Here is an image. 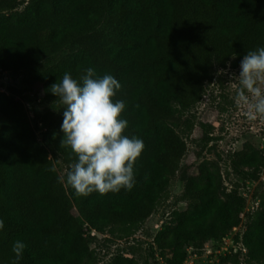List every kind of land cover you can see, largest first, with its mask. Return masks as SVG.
<instances>
[{"label": "trees", "instance_id": "1", "mask_svg": "<svg viewBox=\"0 0 264 264\" xmlns=\"http://www.w3.org/2000/svg\"><path fill=\"white\" fill-rule=\"evenodd\" d=\"M16 6L17 0H0V71L28 73L35 87L29 97L28 87L0 92V264L16 259L17 240L26 248L16 264H95L89 245L96 233L131 236L179 170L183 143L172 118L201 100L205 83L230 58L236 66L248 51L264 47V0H29L20 11ZM100 27L109 29V41L94 45ZM89 67L121 83L115 99L126 104L124 134L144 142L131 191L77 195L64 186L38 141L52 148L67 172L77 158L61 147L64 109L60 105V115L39 110L58 105L49 89L65 72L82 82ZM32 98L39 110L29 116ZM262 163L259 151L246 143L228 159L230 174L249 182L257 181ZM181 181L185 208L173 212L171 225L151 241L163 264H182L188 247L200 249L240 223L243 198L235 185L226 190L217 165L201 161ZM252 197L257 206L234 240L244 253L231 252L260 263L264 185L258 183ZM110 264L138 263L115 255Z\"/></svg>", "mask_w": 264, "mask_h": 264}, {"label": "rangeland", "instance_id": "2", "mask_svg": "<svg viewBox=\"0 0 264 264\" xmlns=\"http://www.w3.org/2000/svg\"><path fill=\"white\" fill-rule=\"evenodd\" d=\"M28 1L17 0L16 10H22ZM100 29L97 39L93 40L94 45L106 44L109 41V29L107 27ZM60 55L62 53L44 58L42 63L54 62ZM241 61L236 66H232L233 58H230L223 69L215 70L210 82L205 83V92L201 100L189 111L172 118V123L176 124L174 130L183 143L179 170L169 180L165 196L159 200L131 236L118 238L116 234L96 233L95 242L89 245L96 254L95 264H110L115 255L132 257L138 264H163L159 251L152 245L153 235L158 229L171 225L173 212L185 208V202L179 199L182 190L181 177L183 174L184 177L194 175L201 161H209L218 166L222 184L226 190L232 185L237 187V192L243 198V207L240 223L235 229L227 231L216 239L206 240L200 249L188 247L182 264H264V262L248 263L244 254L233 257L231 251L235 247L228 246L227 241L228 238L237 240L238 235L244 231L248 216L256 208L257 202L252 197V192L258 183L264 185V119L250 120L245 110L235 101L238 81L232 77L239 75ZM7 87L18 90L28 87L29 91L25 94L29 97L33 94L35 84H32V75L28 73L11 74L0 71V92H7ZM33 98L29 102H32ZM33 103V107L29 104L27 108L29 116L39 110L36 100ZM59 108L60 104L41 106L39 111L47 109L60 115ZM38 141L47 150L48 157L66 187L64 174L67 168L62 165L60 158L53 153L52 148L45 141H40L39 137ZM244 143L257 149L263 159L255 182L242 181L232 176L228 167L229 156L240 150ZM163 256L169 257V253L164 251Z\"/></svg>", "mask_w": 264, "mask_h": 264}, {"label": "clouds", "instance_id": "3", "mask_svg": "<svg viewBox=\"0 0 264 264\" xmlns=\"http://www.w3.org/2000/svg\"><path fill=\"white\" fill-rule=\"evenodd\" d=\"M232 78L238 81L235 101L246 116L264 119V47L248 51L239 75ZM81 80L65 72L49 89L58 98L55 103L64 109L61 147L70 149L77 158L69 165L66 182L81 196L131 191L134 165L145 145L142 139L124 134L129 126L128 120L121 118L126 104L115 99L122 85L112 74L98 76L92 67ZM3 228L0 219V230ZM25 248L19 240L13 244L16 259L12 264L21 259Z\"/></svg>", "mask_w": 264, "mask_h": 264}, {"label": "built area", "instance_id": "4", "mask_svg": "<svg viewBox=\"0 0 264 264\" xmlns=\"http://www.w3.org/2000/svg\"><path fill=\"white\" fill-rule=\"evenodd\" d=\"M255 206H257V203H255ZM235 228H232V229H235ZM91 235H92V233H91ZM239 238H240V234H239ZM227 241H228V246L232 247L234 245L235 249L234 248L232 249L233 252L236 251V250H240L241 253H244V249L241 248V245L238 242H235L232 238H228Z\"/></svg>", "mask_w": 264, "mask_h": 264}]
</instances>
